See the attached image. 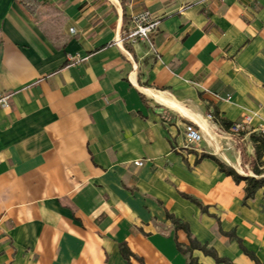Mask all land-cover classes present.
I'll list each match as a JSON object with an SVG mask.
<instances>
[{
	"label": "crops",
	"instance_id": "crops-1",
	"mask_svg": "<svg viewBox=\"0 0 264 264\" xmlns=\"http://www.w3.org/2000/svg\"><path fill=\"white\" fill-rule=\"evenodd\" d=\"M40 1L33 18L0 0V264H219L181 251L188 232L168 214L257 264L235 231L264 263V188L244 202L246 182L202 157L260 177L238 143L255 159L264 134V0ZM146 10L153 45L123 41ZM248 113L236 138L217 118ZM188 125L203 135L193 148Z\"/></svg>",
	"mask_w": 264,
	"mask_h": 264
},
{
	"label": "trees",
	"instance_id": "trees-1",
	"mask_svg": "<svg viewBox=\"0 0 264 264\" xmlns=\"http://www.w3.org/2000/svg\"><path fill=\"white\" fill-rule=\"evenodd\" d=\"M18 4L22 8V10L26 13L29 14L31 17L35 18L37 13H39L40 8H41V1L40 0H17ZM217 118L219 122L225 127V129L228 131L231 127V122L227 121L225 118H220L219 115H217ZM251 140L254 141L255 143V154L256 158L251 159L249 155L247 154L246 148L238 143V147L241 151L243 162L244 163H249L251 169L254 171L256 175H259L260 177L256 176H244L237 172L235 169H233L230 165L225 163L224 161L222 162L217 156L212 155V154H203L202 157H211L213 158L219 165V169L227 173L228 175H231L236 182L244 180L247 184L246 186V195H245V201L246 202L248 199L253 198L255 196V193L259 190L264 188V168H261L262 161L261 158L264 153V134H253L251 137ZM191 200L196 201L198 204L202 205L198 200L192 199L189 197ZM202 209L206 211V208L202 206ZM174 221L176 228L178 229H186L189 235L190 239V246L188 249L184 248L182 245L179 244V248L182 251H188V250H193L196 248H200L206 255L213 256V258L216 259V261L219 264H235L232 262L230 258H225V257H220L214 247L208 248L207 245L201 244L197 239H193L190 229L188 227L187 223L180 222L179 219H177L175 216L168 214ZM224 232V231H223ZM224 234H227L230 237L235 238L238 243H240L243 251L251 257L254 261L257 262V264H264L263 262L260 261V259L256 256V254L250 250L247 249V247L244 245L242 240L237 237L235 231H225ZM121 251L122 254L128 258L130 254V249L128 246L125 244L121 245ZM190 264H199L197 258H190Z\"/></svg>",
	"mask_w": 264,
	"mask_h": 264
},
{
	"label": "built area",
	"instance_id": "built-area-1",
	"mask_svg": "<svg viewBox=\"0 0 264 264\" xmlns=\"http://www.w3.org/2000/svg\"><path fill=\"white\" fill-rule=\"evenodd\" d=\"M129 5L134 0H124ZM160 19L153 15L150 11H142L138 13H134L131 16V20L127 27L123 31V41L129 44H138L140 42H149L153 45L155 37L160 32ZM75 28L71 29V33L75 32ZM10 94H2L0 97L1 105L7 106L9 104L8 99L10 98ZM257 113L245 114L241 116L237 121L231 124L230 129L228 132L232 136H240L243 132L248 131L253 120ZM209 118L213 119L215 116L213 114L208 115ZM185 131V140L187 141L186 146L193 148L200 144L203 139L202 132L194 126L188 125L186 126ZM253 129V128H252ZM254 131H261L264 133V125H260L257 128L253 129ZM136 164L142 165L143 160L137 159L135 160Z\"/></svg>",
	"mask_w": 264,
	"mask_h": 264
},
{
	"label": "rangeland",
	"instance_id": "rangeland-1",
	"mask_svg": "<svg viewBox=\"0 0 264 264\" xmlns=\"http://www.w3.org/2000/svg\"><path fill=\"white\" fill-rule=\"evenodd\" d=\"M233 138H236L235 136H232Z\"/></svg>",
	"mask_w": 264,
	"mask_h": 264
}]
</instances>
